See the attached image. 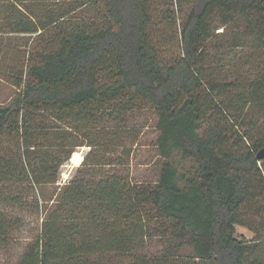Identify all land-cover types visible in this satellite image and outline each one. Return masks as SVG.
<instances>
[{"label":"trees","instance_id":"1","mask_svg":"<svg viewBox=\"0 0 264 264\" xmlns=\"http://www.w3.org/2000/svg\"><path fill=\"white\" fill-rule=\"evenodd\" d=\"M28 1L2 0L16 13L3 26L41 31L44 48L12 70L19 90L0 104V202L22 203L21 183L57 186L77 148L94 146L88 134L146 104L163 162L155 183L80 172L19 264H264V232L249 221L264 214V0H82L95 20L41 26ZM160 4L164 49L151 31ZM177 152L197 164L184 185ZM18 225L0 210V241ZM238 225L256 237H237Z\"/></svg>","mask_w":264,"mask_h":264},{"label":"rangeland","instance_id":"2","mask_svg":"<svg viewBox=\"0 0 264 264\" xmlns=\"http://www.w3.org/2000/svg\"><path fill=\"white\" fill-rule=\"evenodd\" d=\"M81 2L82 0H30L22 4L29 10L27 11L24 6L22 9L27 14L33 13V17L40 23L39 26L45 20L59 15H67L74 23L79 22V19L88 22L95 20L98 15L96 9H93V6L82 7ZM7 8L0 0V104L9 103L19 90L15 86L14 72L27 64L29 55L40 52L44 48L43 39L39 37L41 31L38 34H19L12 32L7 25L3 26V16ZM153 11L155 20L159 22L151 27L154 43L164 49L165 42H163L159 29V26H162L163 7L160 4ZM6 12H8L6 13L8 17L16 16V13H12L11 10ZM170 54L171 52L166 51L167 56ZM229 57L230 54H227L226 62L230 61L227 60ZM12 70L15 71L12 73ZM128 118L126 123L109 124L108 129L105 127L101 132L88 134L87 137L90 136L88 139L94 146L91 147L84 141L86 145L77 148L74 155L79 153V162H74L73 155L63 165L57 186L48 185L33 189L26 187L27 183H21L13 190L22 196V203L11 205L0 202L2 212L19 220V225L9 234L8 239L0 241V264H19L28 246L39 237L48 214L56 208L58 188L68 183L80 172L83 174L85 171L98 179L118 173L129 177L134 183L157 182L163 162L157 146L159 135L157 116L146 104L132 111ZM86 157L88 158L85 168L79 171ZM171 161L179 169V183L184 185L185 180L191 177L197 169L195 160L185 159L180 152H177ZM249 221L253 228L264 232V214L251 217ZM254 233L242 225L236 226V235L239 238L252 240L256 237ZM163 245L158 238H154L150 243V248L156 252L161 250ZM190 252L191 248H187L183 253ZM262 257L264 258V247ZM122 264L131 263L126 262L125 259Z\"/></svg>","mask_w":264,"mask_h":264},{"label":"water","instance_id":"3","mask_svg":"<svg viewBox=\"0 0 264 264\" xmlns=\"http://www.w3.org/2000/svg\"><path fill=\"white\" fill-rule=\"evenodd\" d=\"M257 159H258V160H262V159H264V148L261 149V150L258 152V154H257Z\"/></svg>","mask_w":264,"mask_h":264},{"label":"bare ground","instance_id":"4","mask_svg":"<svg viewBox=\"0 0 264 264\" xmlns=\"http://www.w3.org/2000/svg\"><path fill=\"white\" fill-rule=\"evenodd\" d=\"M74 162H79V153H76L75 155H74Z\"/></svg>","mask_w":264,"mask_h":264}]
</instances>
